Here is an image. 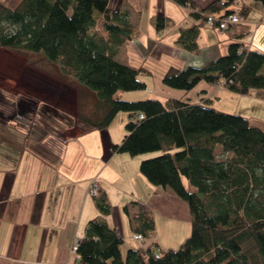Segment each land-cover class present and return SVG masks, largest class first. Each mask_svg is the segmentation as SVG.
Segmentation results:
<instances>
[{"label":"trees","instance_id":"trees-1","mask_svg":"<svg viewBox=\"0 0 264 264\" xmlns=\"http://www.w3.org/2000/svg\"><path fill=\"white\" fill-rule=\"evenodd\" d=\"M143 1L122 0L118 8L111 7L110 0H18L14 5L0 1V47L41 51L50 62L59 63L64 74L96 93V106L85 115L77 113V121L85 126L107 127L118 111H126V132L112 149L128 155L159 150L141 159L139 172L189 206L190 233L177 249L158 245L152 211L138 206L129 218L134 234L140 233L147 243L127 247L124 256L118 231L106 220L90 218L75 249L78 263L264 264V128L241 113L214 108L205 97L125 100L116 95L146 87L141 75L148 70L116 58L134 30L123 4L138 14ZM175 1L189 5L186 11L196 20L178 27L176 45L187 51H199L197 38L208 15L234 13L229 8L234 0H211L202 8L192 0ZM258 1L264 6V0ZM150 22L155 30L174 25L162 12ZM211 23L220 29L217 20ZM245 32L227 44L221 57L200 67L169 66L161 82L185 93L201 81L242 95L264 91V50L240 41ZM93 198L100 213L111 212L104 194Z\"/></svg>","mask_w":264,"mask_h":264},{"label":"crops","instance_id":"crops-1","mask_svg":"<svg viewBox=\"0 0 264 264\" xmlns=\"http://www.w3.org/2000/svg\"><path fill=\"white\" fill-rule=\"evenodd\" d=\"M210 1L192 0L199 8ZM109 3L113 8L122 6V0ZM123 5L127 7L134 30L132 39L120 47L116 58L148 70L146 75H141L146 81L145 89L150 91L147 97L166 99L185 95L193 101H202L205 97L212 104L215 98L222 99V94H229L233 107L242 109L238 113L248 117L255 126L264 128V91L251 90L242 95L227 87L201 81L185 93L161 82L169 66L177 69L189 65L200 67L221 57L227 44L237 40L243 30L246 32L240 41L251 49L263 51L264 6L261 2L234 0L229 8L238 14L240 22L229 29H218L209 22L201 24L198 52L187 51L175 42L179 26L187 27L196 22L184 5L174 0H144L138 14L128 4ZM156 12L168 16L174 25L155 30L150 18ZM58 80L56 87L63 85L62 100H70L74 112L81 106L80 100L86 97L85 93L91 96L86 109L96 106L94 94L76 79ZM41 82H36L40 88L43 87ZM4 98H0V264H79L72 242L81 239L86 223L93 217L106 220L118 231L124 241L122 255L127 247L145 246L147 241L135 237L129 218V213L138 210V206L152 211L156 229L154 239L160 247L176 249L187 239L191 228L188 204L169 188L150 184L139 172L142 157L112 149V145L124 136L122 123L119 122L117 129L111 127V122L107 127L95 129L75 119L64 124L62 133L59 129L56 133L57 127L47 124L28 131L23 122L16 125L18 119L15 117L21 120L20 115L26 118L30 111L36 116L43 100L31 99L28 104L23 98L12 99L18 102L15 110L21 114H17L1 107L5 102L9 104ZM56 108L62 111L64 107ZM63 110L66 114L69 112V108ZM257 110L261 111L255 112ZM44 111L39 112L41 116L52 120ZM65 113L55 112V115L63 117L62 120L70 118ZM65 131L70 134L65 135ZM93 179H97L99 195L104 194L109 200L111 212L108 214L100 213L93 196L88 194Z\"/></svg>","mask_w":264,"mask_h":264},{"label":"rangeland","instance_id":"rangeland-1","mask_svg":"<svg viewBox=\"0 0 264 264\" xmlns=\"http://www.w3.org/2000/svg\"><path fill=\"white\" fill-rule=\"evenodd\" d=\"M0 1L4 2L5 5L6 4L7 5H14L17 3L16 0H0ZM59 65L60 64L57 62H52V61L50 62L47 58H45L44 53H42L41 51L39 53H38V51L27 53V52H21V51L17 52V50H14V49H10V48L6 49L5 47H0V98L5 97L4 98L5 101H9V104H8V102H5V105L4 106L1 105V107L9 109V112L12 111L14 113L21 114L19 111L15 110L16 109L15 106L18 105V102H14L12 99H20L21 100V98H23L22 100H25V102H27L28 104H29L28 100L31 101V99H35L36 101H39V99H41V101L43 100V102L39 105L40 108L38 109L36 116H34V114H32L33 111L31 112L30 110H28V111H30V113L26 114L27 115L26 118L24 116H22V114L20 115L22 118L21 120H20V118H16L14 116L15 119H18V122H16L17 123L16 125H21L23 122V125H24L23 127L26 128V129L25 128L24 129L25 130L29 129L28 131H30L32 128L38 127L40 125L41 126L44 125L46 127V124H47V125H52V127L56 126L57 129L55 130V132L57 133L63 129V126H65L64 124L66 122H71L75 119L77 120L79 117L77 115L79 113L85 115V113H88L90 111L89 108L86 109L87 108L86 107L87 101L91 98V96H88L87 93H85L86 97L84 96L80 100L81 106H78V109L76 112L73 111L74 106L72 105V102L70 100H69L70 102L68 100H65V99L62 100V97L64 96L63 95L64 92L61 93V90L63 91V89H61V86H63V85H60V83H59L60 86L56 87L55 83L59 82L60 80H58V79H60V78L61 79H70L71 77L67 76L68 74H64L63 71L60 70ZM36 82H41L43 87L40 88L39 86H37ZM41 83H39V84H41ZM117 92L118 93L116 95L120 98L125 99V100H127V99L128 100H134V99L138 100L140 98H145L144 96H146V98H147V95L149 94L148 92H150V91H148V89L143 88V89H139L137 91H135V90H127V91L119 90ZM93 94H95L94 97H96L97 94L96 93H93ZM143 94H145L143 97H138V96H142ZM219 94L221 95V93H219ZM227 95H229V94H224V95L222 94L221 95L222 99H219V98L216 99L215 98L212 101V104L211 103L210 104L214 108L219 109L222 112H229L232 114H234V112L235 113L240 112L239 110H242V109H235V106L233 107V102L230 100L231 98H229V96H227ZM10 102H11V104H10ZM6 103H7V105H6ZM8 105H10V107ZM58 105L61 107H64V108L65 107L69 108V112H67V114H66L63 110L64 108H61L62 111L58 110V108H56V107H59ZM33 106H35V105H33ZM36 106H37V104H36ZM248 110H250V109H248ZM40 111H41V113H42V111L47 112L53 119L52 120L51 119L50 120L44 119L45 117L41 116V113H39ZM260 111L261 110H259V111L257 110L255 112H260ZM55 112H58L59 115L60 114L63 115L65 113L66 115L70 116V118L64 117V120H62L63 117L56 116ZM262 113L264 114V111H262ZM127 115H128V113H126V111H124V110L118 111L117 116H114V118L111 120V125H113L111 127L116 126V129H117V126L119 127V125H120L119 122H120V123H122L121 125L123 128V131L126 132L125 122H126V120H128ZM33 120H35L36 123H34ZM24 121H25V124H24ZM45 121H47V123H45ZM49 128H50L49 130H51V127H49ZM58 129H59V131H58ZM125 132H123V134ZM61 133H62V131H61ZM64 134L67 135L70 133L65 131ZM160 153L161 152H159V150H152L151 152L147 151V152L140 153V155H138V154L137 155L140 158L141 157L142 158H146V157L151 158L152 156H156ZM145 154L147 156H144ZM184 179H185V177H184ZM186 183H187V181H186ZM157 218H159V216ZM179 244L177 245V247L179 246ZM177 247H176V249H177ZM161 248H164V247L161 246ZM156 249L159 250L158 247H156ZM164 249H166V248H164ZM125 252H124V254H125ZM124 254H123V256H124Z\"/></svg>","mask_w":264,"mask_h":264},{"label":"built area","instance_id":"built-area-1","mask_svg":"<svg viewBox=\"0 0 264 264\" xmlns=\"http://www.w3.org/2000/svg\"><path fill=\"white\" fill-rule=\"evenodd\" d=\"M185 9H191V7L189 5H186ZM214 20H217V22H218L217 24H219V28L220 29H225V28L229 27L230 24H232V23H236V22L239 23L240 22V18L238 16V14L235 13V12L234 13H230L229 15L228 14L224 15V16L219 17V18H217L216 15H208V20L207 21L209 23H211ZM140 116L142 117V114H140ZM88 189H89L88 194H90L92 196L96 195L100 191L97 179L91 180ZM135 237L138 238V239H141V240L143 239L142 235L140 233L135 234ZM78 242H79V239H75L72 242L73 243L72 249L75 250L77 248V245H79Z\"/></svg>","mask_w":264,"mask_h":264}]
</instances>
